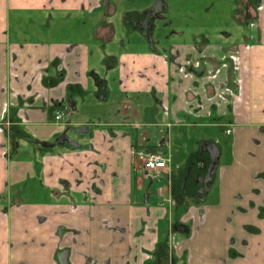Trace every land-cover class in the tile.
<instances>
[{
	"label": "crops",
	"instance_id": "0c3cea01",
	"mask_svg": "<svg viewBox=\"0 0 264 264\" xmlns=\"http://www.w3.org/2000/svg\"><path fill=\"white\" fill-rule=\"evenodd\" d=\"M258 4L244 41H177L167 64L149 46L106 52L114 0H0V264H264ZM199 126H221V143L197 132L210 152L184 149ZM137 146L167 168L145 170Z\"/></svg>",
	"mask_w": 264,
	"mask_h": 264
},
{
	"label": "rangeland",
	"instance_id": "374dc122",
	"mask_svg": "<svg viewBox=\"0 0 264 264\" xmlns=\"http://www.w3.org/2000/svg\"><path fill=\"white\" fill-rule=\"evenodd\" d=\"M114 1L116 4V9L119 10L110 17V21L114 23L116 28H113V33L111 32L110 35L105 39L107 40L106 42L110 41L107 44L106 52L113 53V56L116 59L118 57L119 50H131L135 49V47L143 49L146 47V42L143 40V35L139 31V29H142V27L138 26L139 29L137 30L134 27H127L121 21H126V19L124 20L123 17L130 19L131 21L144 20L146 15L145 13L141 12L147 10L149 0ZM168 1L169 0H159L162 5L158 3L155 7V11L151 12V22L153 27L149 29V31L152 33L151 41H153V48L159 54L165 51L164 53H166V56L169 55V49L175 45L177 41H186L194 44L203 37H207L208 40L216 41L215 39L217 36L215 35H220V30L225 32L226 30H229L231 32L232 38H238L239 41L243 40L241 36L245 35L247 26L250 25L248 27L249 30L247 33L250 36L251 32L253 31V27L257 22L256 18L250 20V18L247 17L248 7L246 6V3H259L257 7L255 6L256 11L254 14L256 15V12H258V8L261 5V1L264 0H170L169 5L171 10L167 12L164 4L168 5ZM150 2H153V0H150ZM123 8H137L141 9V12L123 14L120 13ZM129 26L132 25L130 24ZM169 44H171V46H169ZM195 46L200 48L199 46L201 45L195 44ZM233 46L230 47L232 48ZM102 48L103 47L101 46V48L95 53H98L100 56V52H103L101 51ZM180 51L177 53H180ZM169 61H171L170 58L168 61L166 60L167 64L170 63ZM114 64L116 65V62ZM215 64L217 65L218 62ZM115 76L116 73L112 72L110 73L108 79V86L112 89L115 87ZM205 95L209 96L208 93H205ZM109 99H107V101ZM157 112L158 108L153 105L151 109V115L155 117ZM164 112L168 114L169 109H164ZM214 112L215 110L211 109V113L214 114ZM219 127L221 126H208L205 127V129L202 126H199L197 129L189 127L188 135L190 140H188L184 149L191 151L195 148L196 143L210 146L209 140H204V142H201V139L197 137V132L203 135L201 137L204 138L207 136L215 137L214 141L219 140L221 143L219 136L221 132L219 131ZM214 141L213 145H216V142ZM172 144L173 147L170 146L169 153L173 156L174 161H176L181 158L184 149L180 146L177 147L174 145L173 141ZM201 144L199 145V151L202 152L203 146H201ZM212 149H215V147L212 146ZM163 155L165 154L163 153Z\"/></svg>",
	"mask_w": 264,
	"mask_h": 264
},
{
	"label": "flooded vegetation",
	"instance_id": "af4514ba",
	"mask_svg": "<svg viewBox=\"0 0 264 264\" xmlns=\"http://www.w3.org/2000/svg\"><path fill=\"white\" fill-rule=\"evenodd\" d=\"M158 3L162 5V3H160L159 1L156 3V5ZM151 6H152V2H150V4L148 5L147 10L141 12V13H145V15H146V17L142 21H139V20L138 21H136V20L135 21H131L130 19H127L125 17H123V18H124V20L126 19V21H123V20L121 21L127 27H134L137 30L139 29L138 26L142 27V29H139V31L143 35V40L146 42L145 45L149 46V47H153V41H151L152 33H151V31H149V29L153 27L152 22H151L152 14L150 12ZM154 11H155V9H154ZM129 21H131V22H129ZM130 24L132 26H129ZM168 59H169V55L168 56L165 55V61L166 60L168 61ZM186 69H187V71H192L193 74L195 76H197V77H201L205 73V68L202 65L197 67V68H194V67L191 66V64H187L186 65ZM59 111L62 112L61 118H63L64 117V111H62V110H59ZM54 114H55V112H54ZM201 146H203L202 147L203 151H207V152H209L210 148L212 147L211 144H210V146L209 145L207 146L206 144H201ZM136 149L137 150H135V151H139L138 152L139 154L140 153H147V152H159L163 156L162 150H160V149H157V150L156 149L155 150L154 149H147V150H145V148H141L140 146H137ZM189 207H191V206H187V208H189ZM190 218H191V220H193V218H194L192 213L190 214ZM169 232L170 233L168 234L167 248H168V256L171 257V256L175 255L176 250H177L178 246L181 243V240L178 237V235H177L175 230L171 229V230H169Z\"/></svg>",
	"mask_w": 264,
	"mask_h": 264
},
{
	"label": "built area",
	"instance_id": "2783aa9c",
	"mask_svg": "<svg viewBox=\"0 0 264 264\" xmlns=\"http://www.w3.org/2000/svg\"><path fill=\"white\" fill-rule=\"evenodd\" d=\"M61 116L62 112L56 110L54 114L55 120H60ZM139 155L142 157L143 168L147 171H161L167 167L165 158L159 152L140 153Z\"/></svg>",
	"mask_w": 264,
	"mask_h": 264
},
{
	"label": "water",
	"instance_id": "95a60500",
	"mask_svg": "<svg viewBox=\"0 0 264 264\" xmlns=\"http://www.w3.org/2000/svg\"><path fill=\"white\" fill-rule=\"evenodd\" d=\"M158 1H159V0H153V2H152V6H151V9H150V12L154 11L155 6H156V3H157Z\"/></svg>",
	"mask_w": 264,
	"mask_h": 264
},
{
	"label": "trees",
	"instance_id": "16d2710c",
	"mask_svg": "<svg viewBox=\"0 0 264 264\" xmlns=\"http://www.w3.org/2000/svg\"><path fill=\"white\" fill-rule=\"evenodd\" d=\"M149 149V148H148Z\"/></svg>",
	"mask_w": 264,
	"mask_h": 264
}]
</instances>
